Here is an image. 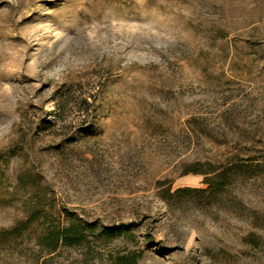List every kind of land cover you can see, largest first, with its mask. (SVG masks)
<instances>
[{"label": "rangeland", "instance_id": "obj_1", "mask_svg": "<svg viewBox=\"0 0 264 264\" xmlns=\"http://www.w3.org/2000/svg\"><path fill=\"white\" fill-rule=\"evenodd\" d=\"M70 222L98 230L40 244ZM131 254L264 264V0H0V264Z\"/></svg>", "mask_w": 264, "mask_h": 264}, {"label": "trees", "instance_id": "obj_2", "mask_svg": "<svg viewBox=\"0 0 264 264\" xmlns=\"http://www.w3.org/2000/svg\"><path fill=\"white\" fill-rule=\"evenodd\" d=\"M87 102V100H86ZM59 111L56 113L57 118L55 121L51 120L46 122L43 126L45 128L58 126L60 121H62L61 111L64 112L66 104L64 99L59 100ZM88 103V102H87ZM62 124V123H61ZM59 124V125H61ZM62 128L67 127L66 125H61ZM200 163L190 164L185 171V173L195 172L205 174V183L208 184L207 188L204 189H190V188H178L176 191L172 192V187H167L163 189V193L168 196H174L181 193H186L190 191L203 192L211 197H215L217 194L222 192L227 185L236 180L241 176L249 165L246 162H241L240 160L234 161L230 166L224 167L221 171L215 172L213 169H202L198 168ZM212 173H215L211 175ZM98 230L97 224H87L83 226L80 222H70L61 228H56L49 231L40 239V244L43 247L54 252L58 250L61 246H77L81 245L86 239L88 234H94ZM99 236L106 235V237H112L115 234L113 228H100ZM123 231V229H121ZM139 255L131 254L121 257L125 263L136 264Z\"/></svg>", "mask_w": 264, "mask_h": 264}]
</instances>
